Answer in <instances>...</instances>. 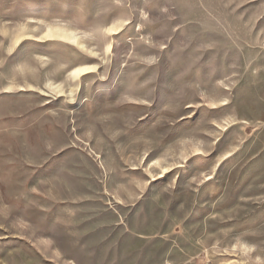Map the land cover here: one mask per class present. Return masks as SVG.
<instances>
[{"label": "rangeland", "instance_id": "1", "mask_svg": "<svg viewBox=\"0 0 264 264\" xmlns=\"http://www.w3.org/2000/svg\"><path fill=\"white\" fill-rule=\"evenodd\" d=\"M0 264H264V0H0Z\"/></svg>", "mask_w": 264, "mask_h": 264}, {"label": "snow or ice", "instance_id": "2", "mask_svg": "<svg viewBox=\"0 0 264 264\" xmlns=\"http://www.w3.org/2000/svg\"><path fill=\"white\" fill-rule=\"evenodd\" d=\"M93 69H77V73H81V72H87V71H92Z\"/></svg>", "mask_w": 264, "mask_h": 264}]
</instances>
